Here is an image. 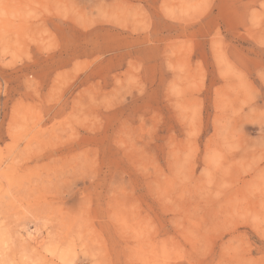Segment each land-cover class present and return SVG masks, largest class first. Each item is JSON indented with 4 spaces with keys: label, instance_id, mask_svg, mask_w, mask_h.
Instances as JSON below:
<instances>
[{
    "label": "rangeland",
    "instance_id": "obj_1",
    "mask_svg": "<svg viewBox=\"0 0 264 264\" xmlns=\"http://www.w3.org/2000/svg\"><path fill=\"white\" fill-rule=\"evenodd\" d=\"M0 264H264V0H0Z\"/></svg>",
    "mask_w": 264,
    "mask_h": 264
}]
</instances>
